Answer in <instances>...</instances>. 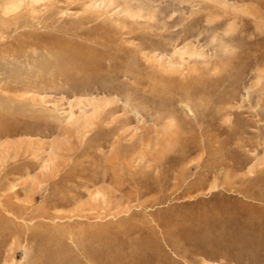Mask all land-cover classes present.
Returning <instances> with one entry per match:
<instances>
[{"label": "rangeland", "instance_id": "obj_1", "mask_svg": "<svg viewBox=\"0 0 264 264\" xmlns=\"http://www.w3.org/2000/svg\"><path fill=\"white\" fill-rule=\"evenodd\" d=\"M0 197V264H264V0L0 11Z\"/></svg>", "mask_w": 264, "mask_h": 264}, {"label": "bare ground", "instance_id": "obj_2", "mask_svg": "<svg viewBox=\"0 0 264 264\" xmlns=\"http://www.w3.org/2000/svg\"><path fill=\"white\" fill-rule=\"evenodd\" d=\"M53 0H2L0 2V11H1V14L4 15V16H13V15H16L17 12H19V10L24 7V6H28L30 8H33L34 6H36L37 4H42L44 2H51ZM177 52L181 55L180 58L182 57V54L185 53V49H179L177 50ZM183 60V59H182ZM162 64L165 66L164 69H166L167 71L168 70H174L176 68H178L176 65L175 62H173L171 59H166V61H163ZM88 104L87 105H90V107H92V113H94V116L95 114L99 111V109H102L103 106H105V102L104 101H98V100H93V99H89V101L87 102ZM105 103V104H104ZM75 105V104H74ZM78 106V105H77ZM82 107V106H81ZM80 107V108H81ZM74 108V107H73ZM72 107H70L69 110H67V118H65L67 121H73V122H77V118L75 116V114L73 113L74 110ZM78 110V108H77ZM81 110V109H80ZM80 113V112H79ZM93 116V115H92ZM91 116V117H92ZM64 119V118H63ZM64 121V120H63ZM80 124H83V125H88L90 124V116L88 117H82L80 120H79ZM70 123V122H68ZM99 193L96 192V193H93L92 195V199L93 200H96L98 199V196ZM1 198V197H0ZM4 202L3 200L0 199V208H1V211H0V236L3 238V236L6 238V236L8 235V233L11 231L10 227H9V224L11 222V220L6 217L5 215L7 216H11V217H14L15 219H17L18 217L11 211H9L7 209V207L4 206ZM1 212H3L5 215H1ZM42 216V215H41ZM68 218V217H67ZM66 218V219H67ZM151 218V217H150ZM22 220V219H21ZM72 220V219H71ZM73 221V220H72ZM71 222V221H70ZM75 222V221H73ZM23 226V225H22ZM73 233V232H72ZM85 233V232H84ZM76 236V235H75ZM9 238V236H8ZM69 241L76 247V242L73 240V236L71 234H69ZM76 238V237H75ZM5 240V239H4ZM15 242V240H14ZM82 245V244H81ZM86 248H87V245H86ZM11 249V248H10ZM82 249V248H81ZM80 249V251H81ZM84 249V248H83ZM82 249V250H83ZM85 250V249H84ZM60 254V253H58ZM81 254V253H80ZM83 254V253H82ZM88 255V254H86ZM47 256V255H46ZM53 257V256H52ZM57 257V256H56ZM55 257V258H56ZM60 257V256H59ZM7 258V257H6ZM11 258V257H10ZM45 258V257H44ZM49 259V258H48ZM54 259V258H52ZM8 260V259H6ZM10 261V260H9ZM38 261V260H37ZM52 261V260H51ZM77 261V260H76ZM39 262V261H38ZM60 262V261H59ZM91 262V261H90ZM53 263V262H52ZM80 263H81V260H80ZM9 264V263H8ZM36 264V263H35ZM55 264V263H54ZM86 264V262H85Z\"/></svg>", "mask_w": 264, "mask_h": 264}]
</instances>
